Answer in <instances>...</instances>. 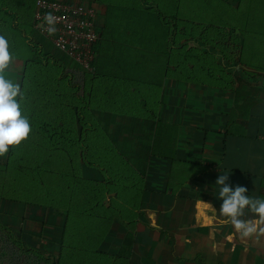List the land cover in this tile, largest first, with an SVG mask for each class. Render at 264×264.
<instances>
[{
    "label": "crops",
    "instance_id": "0c3cea01",
    "mask_svg": "<svg viewBox=\"0 0 264 264\" xmlns=\"http://www.w3.org/2000/svg\"><path fill=\"white\" fill-rule=\"evenodd\" d=\"M72 1L96 11L93 73L37 31L34 0H0L22 115L73 157L82 189L55 190L75 187L67 172L24 197L0 178V264H264V234L219 223L215 184L227 174L264 198V0ZM27 78L65 100H30ZM13 154L27 151L9 146L0 171L17 170Z\"/></svg>",
    "mask_w": 264,
    "mask_h": 264
},
{
    "label": "clouds",
    "instance_id": "9594fccd",
    "mask_svg": "<svg viewBox=\"0 0 264 264\" xmlns=\"http://www.w3.org/2000/svg\"><path fill=\"white\" fill-rule=\"evenodd\" d=\"M48 25L47 32L54 35L56 18L48 13L44 17ZM13 56L9 52L7 39L0 35V157L9 151V146L19 145L27 139L31 131L29 120L22 115L19 96L23 98L20 84L6 78V71L13 64ZM227 174L220 175L215 184L220 186L218 198L222 200L219 208V215L223 219L219 220L221 225L231 224L240 237L247 238L253 234H264V198L250 197L248 190L244 186H230L227 181ZM199 213L202 210H209L213 218L216 209L210 204L199 199L196 202ZM245 209L250 211L256 218L252 220L242 219Z\"/></svg>",
    "mask_w": 264,
    "mask_h": 264
},
{
    "label": "trees",
    "instance_id": "16d2710c",
    "mask_svg": "<svg viewBox=\"0 0 264 264\" xmlns=\"http://www.w3.org/2000/svg\"><path fill=\"white\" fill-rule=\"evenodd\" d=\"M49 43L55 50L63 53L62 51L54 47V45L50 41ZM97 43L98 41L96 42L94 46L95 51H96V60L94 63L95 69L97 67V60H98ZM63 54L67 58H69L65 53ZM75 64H76V67L79 66L76 62ZM254 78L256 77H254V75H251L249 80H252V81L250 82H255ZM27 79H28V82L32 84V88H31L32 90L30 92L31 96L29 97L30 100L34 101L35 99H38V96H40V98L42 97V99L46 102L50 101V96H52L51 101L61 102L65 100V95L61 93L60 91L53 90L52 92H50L52 90L50 86H49L50 87L49 88L50 91H49V89L45 87V84L39 85V82H36L37 81L36 79L32 78L31 81L29 78ZM35 95H38V96H35ZM37 126L38 125L35 122H32V124L30 125L31 131L29 133V136L27 137V139L23 140L22 143L18 145L19 148H25L27 151V154L25 156L20 157V159L22 160V164L17 162L18 156L13 154L11 157V160H12V163L13 161H16L14 163H18L16 165L17 170L11 171V172L9 171L10 173L0 171V178H2L3 176L7 177L9 175L8 178L11 181L21 180L22 182L27 183L26 184L27 186H23L22 188L23 190L22 192H25L24 197H26L27 194L28 195L30 194L31 196L37 195V196L49 197L53 189L44 188V187L38 188L40 187L39 185H41L39 184V182L42 183L43 185L44 184L46 185L51 181H58L60 185H65V184L67 185L66 177H68L67 175V172H68V174L70 175L69 176L70 180L72 179L75 182V187L70 188L68 186H64L63 188H56L55 190L58 191L59 193H64V191L65 192L69 191V193H71L70 195L74 194V196H81L82 189L76 186L78 181H80L79 176L74 175L73 173H70L71 171L68 170L69 169L68 166L69 165L71 166L72 164L73 166H71L70 169L71 170L75 169L76 163H73L74 162L73 157L66 156V155H61V156L55 155L54 156L53 153L50 151L51 149L49 146L50 145L49 142L46 143L47 140H44L42 138L41 132H44L46 129L43 127L42 128L43 130L41 131L40 126L39 127ZM39 147L46 149V153L43 149L42 150L43 154H40V151L36 150ZM52 162L54 166L50 164ZM65 187H68V188H65ZM16 190H19V189H16Z\"/></svg>",
    "mask_w": 264,
    "mask_h": 264
},
{
    "label": "built area",
    "instance_id": "2783aa9c",
    "mask_svg": "<svg viewBox=\"0 0 264 264\" xmlns=\"http://www.w3.org/2000/svg\"><path fill=\"white\" fill-rule=\"evenodd\" d=\"M34 27L58 50L65 53L82 69L93 73L96 60L95 44L99 39L96 11L92 5L72 0H34ZM56 18V32L49 35L46 14Z\"/></svg>",
    "mask_w": 264,
    "mask_h": 264
},
{
    "label": "rangeland",
    "instance_id": "374dc122",
    "mask_svg": "<svg viewBox=\"0 0 264 264\" xmlns=\"http://www.w3.org/2000/svg\"><path fill=\"white\" fill-rule=\"evenodd\" d=\"M76 66V65H75ZM78 67V66H77Z\"/></svg>",
    "mask_w": 264,
    "mask_h": 264
}]
</instances>
